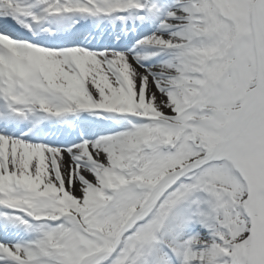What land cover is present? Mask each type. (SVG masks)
Wrapping results in <instances>:
<instances>
[{
	"label": "snow or ice",
	"instance_id": "snow-or-ice-1",
	"mask_svg": "<svg viewBox=\"0 0 264 264\" xmlns=\"http://www.w3.org/2000/svg\"><path fill=\"white\" fill-rule=\"evenodd\" d=\"M0 264H264V0H0Z\"/></svg>",
	"mask_w": 264,
	"mask_h": 264
}]
</instances>
